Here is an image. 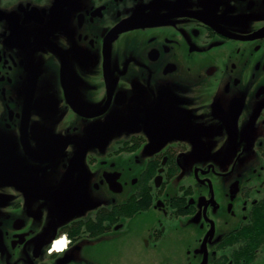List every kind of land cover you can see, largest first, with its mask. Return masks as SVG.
I'll return each mask as SVG.
<instances>
[{"label":"flooded vegetation","instance_id":"flooded-vegetation-1","mask_svg":"<svg viewBox=\"0 0 264 264\" xmlns=\"http://www.w3.org/2000/svg\"><path fill=\"white\" fill-rule=\"evenodd\" d=\"M0 264H264V0H0Z\"/></svg>","mask_w":264,"mask_h":264},{"label":"bare ground","instance_id":"bare-ground-1","mask_svg":"<svg viewBox=\"0 0 264 264\" xmlns=\"http://www.w3.org/2000/svg\"><path fill=\"white\" fill-rule=\"evenodd\" d=\"M66 247V240L63 238L58 241L57 245L54 247L55 250L62 251Z\"/></svg>","mask_w":264,"mask_h":264},{"label":"rangeland","instance_id":"rangeland-1","mask_svg":"<svg viewBox=\"0 0 264 264\" xmlns=\"http://www.w3.org/2000/svg\"><path fill=\"white\" fill-rule=\"evenodd\" d=\"M110 246H111V244H110ZM131 250H133V249H131Z\"/></svg>","mask_w":264,"mask_h":264}]
</instances>
